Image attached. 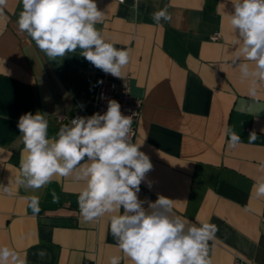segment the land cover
Returning a JSON list of instances; mask_svg holds the SVG:
<instances>
[{"label":"crops","instance_id":"0c3cea01","mask_svg":"<svg viewBox=\"0 0 264 264\" xmlns=\"http://www.w3.org/2000/svg\"><path fill=\"white\" fill-rule=\"evenodd\" d=\"M95 2L104 17L96 27L129 52L121 78L129 74L131 93L143 100L133 139L153 165L138 193L143 206L164 196L190 223L216 225L208 242L211 264H233L235 256L264 264V198L253 192L254 180L264 176L258 167L264 85L250 99L249 82L232 64L239 45L229 22L231 0ZM165 7L171 21L157 24L152 15ZM21 11L22 0H6L0 13V185L9 189L0 190V248L14 249L26 264H109L111 256L131 264L111 234V214L83 221L77 203L83 182L55 176L39 190L16 184L24 149L20 116L41 112L55 137L70 124L61 115L96 96L101 81L121 79L95 68L79 49L50 61L19 33ZM215 32L218 39L210 37ZM228 128L241 139L234 148ZM252 133L257 139L249 142ZM33 196L38 213L28 206Z\"/></svg>","mask_w":264,"mask_h":264},{"label":"clouds","instance_id":"9594fccd","mask_svg":"<svg viewBox=\"0 0 264 264\" xmlns=\"http://www.w3.org/2000/svg\"><path fill=\"white\" fill-rule=\"evenodd\" d=\"M231 3L229 22L239 45L232 64L240 79L249 82L248 96L255 100L264 85V0ZM5 5L6 0H0V13ZM103 18L95 0H22L16 23L19 33L30 37L50 61L79 49L80 56L95 68L121 78L129 52L117 49L97 29ZM171 18L167 7L152 15L157 24ZM132 124V115H124L115 100L108 102L103 114L71 119L52 138L48 135L49 121L41 112L21 115L17 127L24 149L16 184L25 190H39L55 176H71L74 182H83L77 199L83 221L90 223L111 214V234L131 264H211L208 242L218 230L216 225H197L174 214L172 200L167 197L148 202V209L139 199L140 185L153 165L140 151L141 145L132 142ZM225 135L230 148L241 142L231 128ZM248 139L254 142L257 136L252 133ZM258 167L264 170V161ZM0 190L9 191L3 185ZM253 192L256 198H264V176L254 180ZM29 199L28 206L38 213V198ZM120 261V256L109 257V264ZM0 264L26 261L5 246L0 248Z\"/></svg>","mask_w":264,"mask_h":264},{"label":"built area","instance_id":"2783aa9c","mask_svg":"<svg viewBox=\"0 0 264 264\" xmlns=\"http://www.w3.org/2000/svg\"><path fill=\"white\" fill-rule=\"evenodd\" d=\"M212 39H218L219 33L215 32L210 36ZM115 100L121 105V111L124 115H132L133 124L130 132V138L133 142L136 124L142 111V98L135 97L130 90V75L126 74L119 81L103 80L99 90L93 98L83 102H76L74 112L69 116H63L70 123L71 119L77 116H91L93 113L103 114L107 110L108 102ZM83 264H88L85 261ZM233 264H250L244 258L235 256Z\"/></svg>","mask_w":264,"mask_h":264}]
</instances>
